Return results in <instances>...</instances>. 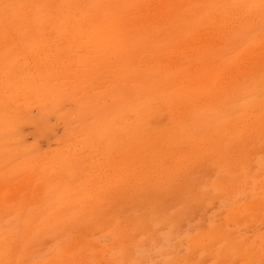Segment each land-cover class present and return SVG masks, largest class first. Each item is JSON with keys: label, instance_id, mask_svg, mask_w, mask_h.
<instances>
[{"label": "rangeland", "instance_id": "obj_1", "mask_svg": "<svg viewBox=\"0 0 264 264\" xmlns=\"http://www.w3.org/2000/svg\"><path fill=\"white\" fill-rule=\"evenodd\" d=\"M37 1L0 0V264H221L211 230L255 224L264 232V127L233 131L250 104L264 102V0H142L135 11L151 22L136 32L134 48L146 55L154 49L153 59L163 55L164 65L154 60L150 73L165 80L163 90L178 91L172 101L186 131L227 136L225 145L184 150L181 161L171 160L176 179L168 187L123 180L134 143L120 112L127 103L118 36L101 34V46H91L85 27L52 24L58 0ZM233 12L240 18L223 29ZM106 65L113 73L103 71ZM47 74L57 85L73 79V90L39 102L33 86ZM175 120L160 109L149 133L171 130ZM143 181L146 189L137 192ZM251 203L257 205L249 210ZM243 242L234 250L244 263ZM253 261L264 264V257Z\"/></svg>", "mask_w": 264, "mask_h": 264}, {"label": "bare ground", "instance_id": "obj_2", "mask_svg": "<svg viewBox=\"0 0 264 264\" xmlns=\"http://www.w3.org/2000/svg\"><path fill=\"white\" fill-rule=\"evenodd\" d=\"M43 1H45V0H43ZM43 1H42V3H43ZM54 2H55V0H54ZM57 2H58L57 5H55V4L53 5V6H55V8L52 7V12L54 11L55 14L58 13L56 15V17H54L52 24L53 23L56 24L60 19H62L61 21H63V22H60L59 26H62V27L68 26L71 28H76V32H80L85 27L84 32L88 34L89 43H91V46L95 45V44L100 45L101 42L103 43V40L102 41L98 40L100 38L99 35H101V34L103 35V36L101 35L103 37V39H106V37H107L106 35H108L109 33H113V35L114 34L117 35L121 41V46H122V54H121L122 58L121 59L123 60L124 66L122 68V72H120V73H121V75L123 74V78H124V82H125L124 83L125 84V94H126L125 100H126L127 104L123 105V110H121L120 112H123L124 116L126 117L125 118L123 116L125 118V129H126V131L124 133L127 135L126 137H129L127 141H129L131 139L132 141L130 140L129 142L134 143V144L131 143V145L128 146L129 150L126 149V150H128L129 155L126 159L127 162L125 161V163H124V164H127V166L125 165V170H124L125 174H127L126 175L127 177H124V179H123L125 184L127 183V185H129V187H130L131 182H134L137 180H143L144 178H148L151 180V182H153V185H158V184L164 183V185H166L167 187L172 186L170 183L175 182L176 175L173 176L174 168L172 165L169 164L171 160H174L176 163H178V161H181V155L183 154L184 150H189V153L191 155H193L197 151H199V149H201V148L208 150V149H211V145L214 148L217 146L225 145V141L227 140V136L222 132L216 133V132L212 131L211 133H209L207 135V137H200V135H195V129L193 131H190V132L186 131L188 129L187 125L185 124L184 120L183 121L180 120L181 119L180 111L178 110L177 106L174 105V102L172 101V99L176 100L177 96L181 97L180 95H178V91H176L175 87H171V88H174L172 90V92L169 93L168 90L164 89L166 91V93H165V91L162 88L164 86L165 80L164 81L159 80L157 82L155 76L152 73H150L152 71V68H153L151 65L154 63V60L155 61L159 60L160 64L164 65L163 64L164 58L162 57L163 55L161 56V59H160V57L153 59L154 57H152V56H155V50L154 49L149 47L148 48L149 53L147 52V55H146V52H144V50L140 51L137 48H134L133 43L135 41L134 39L136 37V32L139 30L140 27L149 28V25H150L149 22H151L149 20L150 17L148 16V14H143V13L142 14H135V11L140 10L141 7L143 6L142 0H84V2L82 1L83 3H81L80 0H69L68 2H66V0H58ZM48 3H50V1ZM31 4H32V2H31ZM31 4H30V6H31ZM12 6H14V5L12 4ZM53 8H54V10H53ZM76 8H81V9H83V12H84V13L82 12L83 13L82 16L79 14L81 16L79 18L75 17V13H74L75 10H73V9H76ZM96 10H97V12H95ZM38 11L40 12V10H38ZM41 11H43V10L41 9ZM140 11H142V10H140ZM18 13H20V12H18ZM18 13H16V15H18ZM43 13H46V12H43ZM41 14H42V12H41ZM59 14L60 15L62 14V16H59ZM239 15H240L239 13L233 12L232 15L229 16V19L227 20V22H225V24L222 28L225 29L226 27L229 26L230 22L240 18ZM7 16H8V13H7ZM51 16H53V14ZM10 18L11 17H9L6 20H9ZM39 20L40 19H38V21ZM23 21H26V19ZM43 23H44V21H43ZM45 23H46V21H45ZM8 24H10V23L8 22ZM19 24L20 23H18L17 25H19ZM15 26H14V28H15ZM44 26H47V25H44ZM65 30H67V27ZM70 31H72V29ZM60 32L61 31H59V32L57 31V35L60 38H62L63 40L68 39V41H70V39L66 37L68 35V33L66 36H64ZM16 35H17V33H16ZM86 35L84 36L85 38L87 37ZM72 36H73V34H72ZM20 38H21V36H20ZM58 38L56 37V40ZM60 38L58 39L59 41L54 40L55 41L54 43L62 45L63 43H65L67 41V40H64L65 42L64 41L62 42V40H60ZM71 39H76V37L71 38ZM57 42H62V44L57 43ZM54 43H53V45L56 46V44H54ZM105 44H107V42H105ZM48 47H50V46H48ZM57 47H58V49H60L62 46L60 48H59V46H56V48ZM106 47H107V45H106ZM96 48H98V47H96ZM148 55H150V57H152V58H149ZM48 59H50V58H48ZM55 60H56V57H55ZM53 61L54 60H52V62ZM52 62L47 61L48 67H49V65H51ZM55 62L53 64H55ZM81 62H83V61H81ZM58 64H59V62H57V65ZM103 65H105V64H103ZM52 66L54 68V65H52ZM92 66L93 65H91L90 68H92ZM106 67H107V69H106ZM106 67H105V70L103 69V71H105L106 74L108 71L113 73V67L112 66L111 67L109 66V68H108V66L106 65ZM59 68H60V65H59ZM88 69H89V67H88ZM108 69H110V70H108ZM49 70H50V67H49ZM100 73L102 74V71H100ZM100 73H99V75H100ZM112 73L108 74V76L112 77V75H113ZM113 77H115V74L113 75ZM117 77L119 78V75ZM228 78L230 79L231 77H228ZM43 79H44V76H43ZM36 80H35L36 83H34L36 85H35V87L33 86V89L35 90L33 93L35 94L36 97H38L39 102H45L46 98L52 100V98H54L57 94L61 95L63 92H68V91L71 92V90H73L72 89L73 84L71 82L70 83L68 82L71 80L73 81V79L68 80V78H67L66 80H64V82H62V85H57V84L53 83L55 81L50 79V76L47 79H44V81L42 80V77L40 78L39 81H36ZM120 80H122V78ZM28 85H30V84L28 83ZM222 86H223V84H222ZM169 94H171V95H169ZM35 96H33V97H35ZM122 98H124V97L122 96ZM36 102H37V100L35 102H33L34 104L33 103L32 104L35 105V104H37ZM221 104H223V102ZM221 106H222L221 110H223L224 109L223 105H221ZM250 106H251V109L245 115L243 122L241 123V127L239 125L240 123L237 120H236L237 123L235 120L233 121V125H234L233 131H235V130L240 131L243 128H246V129H248V131H250V129H251L252 131L256 132V131H258V129L261 130L264 127V125H263L264 102L263 101L255 102V103L250 104ZM254 106H256V107H254ZM119 108H121V107H119ZM94 109L96 110V107ZM160 109H164L169 114H174V116L177 120H175L171 130L161 129V131H158L154 134H150L149 130H148V125L153 119L156 118V113L159 112ZM91 111H93V108H91V110L89 112H91ZM6 113L7 112H5V114ZM8 116H9V114H8ZM115 116H117V115H115ZM192 118L196 120V119H198V115L193 114ZM113 119H114V117H113ZM118 120H122V119H118ZM88 121H89V119H88ZM222 121L224 122V121H226V119H224ZM7 124H8V121H7ZM121 125L123 126V124H121ZM190 125L196 126V124H194L193 122H191ZM116 130L119 131L118 129H116ZM110 141H112V140L110 139ZM227 143H228V145H231L230 141H227ZM118 144H120V143H118ZM111 148H112V146H111ZM80 150L78 149V151H80ZM112 150H115V147ZM72 152L74 154H76V151H72ZM70 155L72 156L71 150H70ZM115 161H117V160H115ZM116 164H118V163H116ZM116 164H113V165H116ZM117 167L119 168V166H117ZM226 170H227V168H225V171ZM124 171H123V175H124ZM165 182H167V184ZM140 183H142V184H140V187L136 188L137 192H140V191L146 189V185L143 184L144 181L140 182ZM125 184H123L124 187H125ZM229 184L232 187V183H229ZM166 186H164L160 189L163 190L166 188ZM229 188L230 187L223 188V191L225 189L228 190ZM232 188H233V191L235 192L236 188L235 187H232ZM150 189H152V188H150ZM166 190L169 191L167 188H166ZM161 192H164V191H161ZM234 192H232V193H234ZM205 195H206V193H205ZM207 196H209V195L207 194ZM195 197H197V195ZM200 204L201 203H199V205ZM256 205H257L256 203H254V204L251 203V204H247L246 206L250 210V208H253ZM181 210H183V209H180V211ZM231 213H234L232 208L230 209V213L227 217L228 220L231 219L230 218ZM133 221H135L137 223V220H133ZM250 226H252V225H249V226L246 225V226H242V227L233 225L228 233H222V230L220 228H218V230L217 229L211 230L212 239L218 240V242L220 244V248L222 250V253L220 254V257H219L221 264H225L226 261L237 262V264H250L251 262H255L253 260H256L258 257H260V256L264 257V254H262V252H264V232L262 231V229H261V231H259V230L256 231V229L254 228L255 224H253L252 228L248 231L243 229L245 227H250ZM211 227H213V226H211ZM241 237H245L246 239L245 238L240 239ZM240 240L245 241L243 243L245 244V246L248 249L247 250L248 261H246V257H247L246 256L244 263H243V259H239L236 256L238 254H241L242 252L234 250L235 243L240 241ZM249 247H251L253 249L251 252H252L255 259L252 258L253 256H251V252H250ZM177 264H179V261ZM182 264H185V263H182ZM195 264H201V263L195 261Z\"/></svg>", "mask_w": 264, "mask_h": 264}]
</instances>
